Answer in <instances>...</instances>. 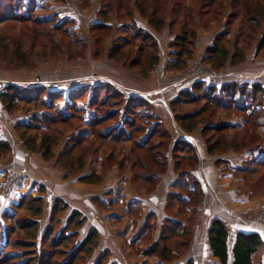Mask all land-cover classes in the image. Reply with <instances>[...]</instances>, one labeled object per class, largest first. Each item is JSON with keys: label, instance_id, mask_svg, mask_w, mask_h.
Returning <instances> with one entry per match:
<instances>
[{"label": "rangeland", "instance_id": "obj_1", "mask_svg": "<svg viewBox=\"0 0 264 264\" xmlns=\"http://www.w3.org/2000/svg\"><path fill=\"white\" fill-rule=\"evenodd\" d=\"M263 28L264 0H0V93L6 92L8 85L23 92L30 90L32 94L28 96L38 95L45 101L50 99L49 93H58L49 107H44L36 99L28 102L25 98L15 100L8 107L0 97V141L8 145V151L0 154V242L4 244L8 238V244L0 247V253L19 255L11 259V263H26L31 259L29 264H43L44 258L46 260L44 252H48L53 256L47 260L58 264L66 253L77 248L89 229L94 228L97 232L95 245L91 252L79 253L74 264H119L110 258L109 250H99V233L94 226L84 233L90 221H86L81 210L72 208L74 204L65 198L66 189L61 184L80 185L90 192L103 189L116 195L117 187L120 186L121 192H127L125 185L131 182L133 189L148 193L160 179V174L165 172L168 160H172L175 173L188 172L191 179L196 180L191 170L197 165L198 158L191 145L176 147L180 140L172 138L154 113L152 103L145 98L150 105L142 110L152 117L135 121V125L145 124L148 131L159 124L158 130H164L169 136L168 139L157 131L147 147H156L152 152L135 146L133 139L142 133L118 141L110 140V136L102 139L94 133L86 136L75 148L69 147L71 136L79 137L83 122H89L105 110L118 109L119 114L107 120L102 128L111 124L118 126L123 119V110H120L123 109V98L112 95L111 88L118 89L125 98L140 97L117 87L134 85L139 80L148 84L153 80L156 85L158 82H174L183 76L191 84L195 80H204L220 87L224 82L222 75H226L229 68H236L250 78V81H244L248 85L261 83L264 96ZM137 29L149 32L156 40L158 59L153 65L148 64L153 48L142 41L141 35L133 38V34L139 31ZM218 34H221L219 46L228 50L227 59L219 68L215 64L222 55H208V48ZM175 35H185L187 44H191L189 53L181 58L173 53V48L177 47L170 46ZM112 51L113 57L109 55ZM96 84L110 85L106 91L100 90V99L104 94L108 97L98 109L89 103L91 87ZM81 86L88 87L82 97L75 100L68 97L71 89ZM183 89L180 88L173 99ZM7 92L11 93L10 90ZM172 100L169 106L174 119L187 131L191 130L186 129L176 116L198 112L194 130L200 131L207 151L208 143L223 137V140L216 141L218 148L208 152L218 158V165L222 161L220 156L235 153L233 158L237 167L228 168V161H225L224 171L238 178L242 193L259 205L254 211L231 210L230 215L243 224H256L264 229V165L257 166L252 161L264 163V98L256 106L262 121L259 126L252 122L244 125V113L207 105L203 99L180 103L174 110ZM70 103L77 107L68 109ZM34 114L39 117L37 124L40 126L24 128V124L36 123ZM44 114L74 116L66 122H48ZM205 122L229 123V127L222 131L207 129L203 132ZM128 131H124L125 135ZM45 134L54 139L48 158L39 149ZM205 135L210 138L208 143ZM155 152L162 155L159 164L162 162L163 167L152 160L150 154ZM148 172L157 173L156 183L142 179ZM83 176H88L89 180H83ZM188 181L187 174L180 180L177 178L173 184L176 187L167 195L166 204L173 217L165 220L180 221L179 232L176 231L179 235L168 241L172 248L171 259L162 260L156 253L149 252L151 245L160 239L164 220L157 235L156 224L150 226L154 233L149 232L142 245L134 246L135 242L130 248L119 245L123 252L122 264H174L185 254L191 238L190 223L202 196L199 181L196 180L198 189L195 191ZM180 182L189 184L183 188ZM178 192L181 193L179 197L170 198L172 193ZM36 197L41 198V212L37 215L34 214L36 201L31 200ZM55 198L66 202L67 208L52 218L51 206ZM114 204L116 202H110L111 207L99 206L109 212L114 209ZM72 209L78 210L84 218L79 225L67 221ZM30 220L37 221V225L27 226ZM118 227L115 224L113 228ZM226 228L228 241L232 243L237 230L232 225H226ZM49 232L52 236L61 233L59 237L63 236V241L51 246L49 240L53 237ZM68 234L71 236L65 239ZM263 247L254 257L259 264H263ZM184 264H193V260L188 259Z\"/></svg>", "mask_w": 264, "mask_h": 264}, {"label": "trees", "instance_id": "obj_2", "mask_svg": "<svg viewBox=\"0 0 264 264\" xmlns=\"http://www.w3.org/2000/svg\"><path fill=\"white\" fill-rule=\"evenodd\" d=\"M8 15V12L5 14ZM8 17V16H6ZM22 17V15H21ZM11 18H15V17H11ZM134 25V24H133ZM136 26V25H134ZM139 30V29H137ZM142 36V41L145 42L149 48L152 47L153 51H152V55L150 57V62L148 63L149 66L153 65L157 62V50L156 48V40H154V38L152 37V35L145 31L140 29L139 31H136V33L133 34V38H138V36ZM262 42L261 44L264 43V28H263V33H262ZM221 34H218L214 40L212 45L208 48V55L209 56H214V55H222V58L215 64V61L213 59H211V62L213 64H215V67L219 68L222 67V65L224 64V62L226 61V55L228 53V50L223 47V46H219V40H220ZM187 37L185 35H180V36H174V38L172 39V41L170 42V46H174L177 48H173V53H175L176 55L181 56L183 54H185L187 52V54L189 53V45L191 44H187ZM191 43V42H190ZM186 44V46H184ZM260 46L258 47H261ZM119 45V44H117ZM188 45V46H187ZM179 46H181V48H179ZM184 46V47H183ZM187 47V48H185ZM118 48V47H116ZM188 50V51H187ZM110 56H114L113 55V51L109 53ZM233 55L235 56L236 53H233ZM110 85L107 84H96L95 86L91 87V94H90V98H89V103H91L92 106H95L97 109L99 108L100 105H104L108 95L104 94V96L100 99V90L104 89L106 91L107 88H109ZM7 91L10 90L11 93L9 92H2L0 93V97L2 98V100L4 102H6V105L9 107L12 106V104L14 103L15 100L21 99L24 100V98L26 99V101L28 102H32L33 100L36 99V101H39L41 103V105H43L44 107H49L52 104V101L58 96L56 92H54L53 94L55 96H52L49 93V100L45 101V100H41L39 98V96H28L29 93H31L32 91L30 90H25L23 92V90H18L16 88H14L11 85H8L6 87ZM74 89V90H73ZM70 90L68 97L71 99H77L79 97H82L84 93L87 92L88 87L87 86H81L80 88L75 87ZM113 92L112 95H117L120 96L119 98H123L122 99V107L123 109V114L122 117L123 119L121 120V122H119L120 124L118 126L116 125H110L107 126L105 128L103 127V124L108 120H112L113 118H115L116 116H118V109H112L109 111H102L101 113L98 114V116H94L92 120H90L89 122H83V128L79 130V137H74L71 136L72 140L71 143L69 145L70 148H75L77 144L81 143L83 141V139L86 136L92 135V134H96L99 138H108L110 136V140H114V141H118L121 139H129L131 137H134V135L136 133H142L138 136V138H134V144L137 148L140 149H145V150H149L150 152H152V150H155L156 147L154 148V146L149 147L150 142L152 141V138L154 136H156L157 131L161 132V134H164L166 138L169 139V136L166 134V132L164 130H158V126L159 124L153 126L150 130L146 131L145 130V124H141V125H135V121H143L146 118H148L147 116L152 117V115L148 112V114L145 112V110L142 109H148L149 107V103L144 100V98L142 97H128L125 98L123 96V94L116 88H111ZM104 91V92H105ZM27 93L26 96H24V93ZM32 94V93H31ZM263 88L261 83H253L251 85H248L246 82H238V81H227V82H222L221 86L218 87L215 83H207L204 80H195L192 84L191 87L189 89L185 88L183 90H181L179 92V95L177 96V98L173 99L171 102V106L172 109H177L176 107L179 106L180 103H184L187 101H196L198 99L200 100H205L207 105H212L214 107H218V108H223V109H228V110H236L241 112L242 114L244 113V119H245V124H249L252 122L253 125L255 126H259V124H262V121L259 120L260 118V110L257 109V105L261 103V101H263ZM55 101V100H54ZM71 104V103H70ZM69 104V105H70ZM75 107H77L74 104H71L68 109H72L74 110ZM203 112V110H202ZM197 111H193L190 113H185L184 115H177L176 118L180 121V123L186 128V129H192L196 126L197 121L196 120V116H197ZM201 113V112H200ZM73 114H69V115H60L58 114L57 116H51L49 114H44V118L45 120H47L48 122H56V121H61V122H66L69 119L73 118ZM33 120L36 121V123L32 124V123H27L24 124V128H37L40 125L37 124V121L39 122L40 119L38 116H36V114H34ZM118 120H116L117 122ZM212 122H205L203 129V132L207 131V129H212V130H216V131H222L224 129H226L227 127H229V123H222V124H212ZM125 130H129L128 134L125 135ZM144 134V135H143ZM205 134V133H204ZM124 135V136H123ZM204 136V135H203ZM206 136V135H205ZM142 137V138H141ZM225 138V137H224ZM205 141L208 143V141L210 140L209 136H206V138H204ZM223 140V137L220 138ZM220 139H216L214 142L212 143H208L207 144V148H208V152L212 153L214 151V149H217L218 147H216L218 143H216V141L218 142ZM52 142H54L53 137L48 136L47 134H45L41 140H40V144H39V149H42V153L43 155L46 156V158L51 156V145ZM167 143V142H166ZM176 147H180L181 145H185L188 146V144L182 142V141H177L176 142ZM178 148H176L175 151H177ZM6 151H8V145L4 142L0 141V154L1 153H5ZM159 153H161L159 151ZM158 152H155L154 154H150L152 157V160L158 164L159 166L163 167V163L161 162L159 164V157L162 158V155L159 154ZM177 153V152H176ZM174 155H176L174 153ZM194 156V155H193ZM253 164L255 165H264L263 161L260 160H252ZM162 170V169H161ZM188 175L189 177V185H193L194 186V191L195 189H198V182L196 180L191 179L190 175L188 172H180L178 174V177H180V179H182L184 177V175ZM157 173L155 172H148V174L144 175L142 177V179H144L147 182H155L158 179L157 178ZM83 180H89L88 176H83L82 177ZM179 179V180H180ZM188 184H183V188L186 186H188ZM181 192V191H180ZM180 192L178 193H172V195H170V198H175V197H179L181 194ZM190 191H188L189 193ZM31 200L36 201V207L34 210V214H39L41 212V198L40 197H36V198H31ZM67 208V204L66 202L62 201L61 198H55L53 200L52 206H51V212H52V218L55 217V215H57L58 213L62 212L63 210H65ZM83 217L81 215V213L78 210H71L69 215L67 216V221L68 222H76V224H80L83 222ZM37 225V221L35 220H30L28 221V225L30 227H33ZM164 228L162 227L161 230V235H160V239H158L157 241H155L150 249L149 252L151 253H156L162 260H168L171 259L172 255L171 254V249L168 241L169 238L171 237H176L179 235V227H180V221H175V220H169L166 219L164 224H163ZM182 229V228H181ZM180 229V230H181ZM178 230V232H176ZM184 231V230H183ZM7 233V232H6ZM61 234V233H60ZM60 234H56L55 236H52L53 234L51 232H49V235L52 236L53 238H51L50 244L51 246L55 247L57 245H59V242L63 241L61 240L63 238V236H61L62 238L60 239L59 235ZM71 235L68 234L67 236H65L64 238L67 239L69 238ZM96 237H97V232L95 231L94 228H90L89 231L87 232V234L85 235V237L82 239V241L79 243V245L77 246L76 249L72 250L69 253L65 254V257L63 258V260H61L60 262H58V264H74L75 259L78 257L79 253L80 255L82 253H89L91 252L93 246L96 243ZM6 242L4 244H8V238H6L5 240ZM164 241V242H163ZM163 242V243H162ZM208 242L210 245V248L212 250V255L215 256L216 258H218L220 264H228V254H227V244H228V232H227V228L226 225L218 218H214L211 221V224L208 228ZM17 243V242H14ZM0 247H4L5 245L2 244L0 242ZM20 244V243H19ZM16 244V245H19ZM263 246V240L260 236V234L258 232L255 231H237L234 235V239H233V243H232V262L231 264H259L254 260L255 255L257 254V252L262 248ZM16 247V246H15ZM56 253H60V251ZM44 255L46 257V260L44 258L43 260V264H56L54 262H50L47 259L52 258L53 253L52 254H48V252H44ZM19 255H17L15 252H4V253H0V264H29L31 259H27L26 263H11L9 262L11 259H14L16 257H18ZM82 258V256H79ZM42 260V258H41ZM47 261V262H46Z\"/></svg>", "mask_w": 264, "mask_h": 264}, {"label": "crops", "instance_id": "obj_3", "mask_svg": "<svg viewBox=\"0 0 264 264\" xmlns=\"http://www.w3.org/2000/svg\"><path fill=\"white\" fill-rule=\"evenodd\" d=\"M226 72V75H222L224 82L250 81V78H246V73L243 70L229 68ZM249 75L251 76L253 74L249 73ZM177 78L174 82H158L156 85L153 80L149 82L150 84L148 82L144 83L141 80L134 85L121 84L120 86L117 83L114 84L125 93L127 91L132 95L140 96L150 101L153 105L154 113L159 118L162 126L168 129L172 138L174 140L179 139L191 145L198 158L197 165L191 171L192 176L199 181L202 196L197 205L198 208L196 207L194 218H192L190 223V243L185 254L176 260L174 264H184L188 259L193 260V264H220L218 258L212 255V250L208 242V228L211 221L214 218H218L225 225L234 226L237 231L258 232L263 240L264 246L263 228L256 224H243L234 216L230 215L231 210L236 212L254 211L257 205H259V202L250 200L246 194L242 193L238 178L234 177L231 172L224 171L225 166L223 162L225 161H228V168L237 167L235 165H238V163L233 158L235 153H224L225 155L220 157L218 155L219 159H222L218 165L216 162L218 158L215 155H210L206 150L200 131L194 130V128L190 129L191 131H187L180 127L174 119L169 102L175 97L180 88L189 89L191 87L190 81L185 79V77L180 76ZM38 178L41 179L39 176ZM159 178L154 188L148 193H143L142 189H139L140 192L135 188L133 189L131 182H129L130 180H126V182H129L125 185L127 192L124 190L121 192L119 186L117 187L116 195H110L106 191L104 192L103 189L90 192L76 184L74 186L70 183H63L61 185L66 189L65 191L63 190L65 192V198L74 204L72 208L81 210L86 216V221H90L84 233L91 225L94 226L99 233V250H109L111 254L110 258L122 264L123 252H121L122 249L120 251L119 245L120 247L124 246L126 248H130L135 243L137 244L134 246L142 245L143 242L145 243L146 236H148L149 232L152 235L154 233L153 229L150 230V226L156 224L157 232L155 235H157L161 227L160 225L165 218L173 217L170 208H168V204H166L167 195L169 190L176 187L173 185L174 181L177 178L180 179V177L174 171L172 160H168L166 170L160 174ZM181 185L183 184L181 183ZM190 186L193 187V185ZM58 194L62 195L60 193ZM110 202H116V204L112 206L114 209H109V212L106 209H101L99 206L105 204V206L111 207L108 205ZM123 206L125 210L121 208ZM112 224L114 228L115 224H118L119 227L114 229ZM232 243L228 241L227 244L228 264H231L233 259ZM120 252L121 255L118 256L117 254ZM262 262L264 264V257Z\"/></svg>", "mask_w": 264, "mask_h": 264}, {"label": "built area", "instance_id": "obj_4", "mask_svg": "<svg viewBox=\"0 0 264 264\" xmlns=\"http://www.w3.org/2000/svg\"><path fill=\"white\" fill-rule=\"evenodd\" d=\"M210 81H212V82H216V80H210ZM229 233V232H228Z\"/></svg>", "mask_w": 264, "mask_h": 264}]
</instances>
